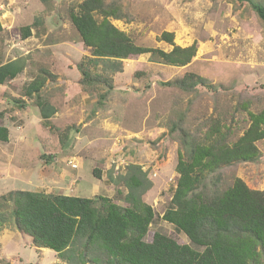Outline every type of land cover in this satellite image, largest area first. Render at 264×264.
<instances>
[{
    "label": "rangeland",
    "instance_id": "obj_1",
    "mask_svg": "<svg viewBox=\"0 0 264 264\" xmlns=\"http://www.w3.org/2000/svg\"><path fill=\"white\" fill-rule=\"evenodd\" d=\"M81 1L0 0V62L18 58L25 65L16 78L0 85L1 123L9 127V140L0 142V223L12 220L13 206L4 197L25 189L18 181L26 179L39 193L102 196L127 206L123 178L134 165L152 183L142 196L154 213L144 241L160 232L201 250L163 220L179 176L178 152L218 136L231 145L247 129L248 112L264 109V21L251 7L264 6V0H104L119 7L121 17L110 22L137 46L171 51L173 45L159 40L163 32L173 35L175 46L195 44V55L184 66L150 54L96 59L69 17ZM25 27L30 28L27 38L22 37ZM78 66L107 78L111 88L81 86ZM190 74L203 83L190 91L169 85ZM41 76L46 82L40 97L59 111L47 121L31 114L37 98L23 96L25 87ZM25 104L31 107L27 113ZM216 130L223 137L212 136ZM256 145L257 161L219 167L204 176L197 192L209 199L235 178L264 190V139ZM69 160L78 167L71 168ZM54 168L76 174L53 181L48 173ZM25 237L17 252L22 260L36 262L38 252ZM73 246L70 258H62L65 264H81L80 239ZM95 257L100 250L93 246L85 259ZM45 261L55 264L50 254ZM91 261L86 264H98Z\"/></svg>",
    "mask_w": 264,
    "mask_h": 264
},
{
    "label": "trees",
    "instance_id": "obj_2",
    "mask_svg": "<svg viewBox=\"0 0 264 264\" xmlns=\"http://www.w3.org/2000/svg\"><path fill=\"white\" fill-rule=\"evenodd\" d=\"M39 1L47 4L50 0ZM251 7L264 21V6L251 3ZM69 14L82 43L96 59L122 60L150 54L162 63L184 66L196 52L195 44L185 48L175 46L173 35L167 32H163L159 40L173 45L171 51L135 45L110 22V18L121 17L119 7L104 0H82ZM23 30V38L30 36L29 27ZM24 66L23 60L18 58L0 62V85L16 78ZM78 68L81 86L106 84L111 88L107 78L85 70V66ZM203 81L190 74L169 85L190 91ZM45 82L43 76L33 79L23 95L27 99L37 98L35 106L42 121L49 120L55 113L39 95ZM1 118L2 114L0 142H7L9 129L1 123ZM248 119L247 129L231 145L218 136L208 144H194L178 152L176 172L179 176L173 184L171 206L163 220L173 224L201 250L180 245L160 232L154 233L151 242L144 241L154 213L142 196L152 183L141 168L134 165L123 178L128 191L127 206L121 207L102 196L85 198L16 190L4 197L13 206V224L31 237L33 246L50 249L65 260L70 258L74 242L80 239L81 264L91 261L85 257L93 246L99 248L100 257L91 262L98 264H264V190L251 189L242 179L235 178L231 186L209 199L197 192L204 176L219 167L259 159L256 143L264 139V109L259 113L248 112ZM215 134L222 136L219 130L212 136ZM93 175L99 178L100 173L94 171Z\"/></svg>",
    "mask_w": 264,
    "mask_h": 264
},
{
    "label": "crops",
    "instance_id": "obj_3",
    "mask_svg": "<svg viewBox=\"0 0 264 264\" xmlns=\"http://www.w3.org/2000/svg\"><path fill=\"white\" fill-rule=\"evenodd\" d=\"M26 103H28L26 101ZM56 106L52 103V107ZM25 113L27 108H31L29 106H27L25 104ZM23 111V112H24ZM59 111L55 110L54 114H57ZM31 114H36L37 117H40V113L37 107H34V110L32 111L31 109ZM7 127V126H6ZM9 128V127H8ZM66 174L68 176H66ZM76 173H70L68 171H63L62 174H60L59 172L54 170H50V172L48 173L49 178H51L53 181H57V180H68L70 177L69 176H75ZM78 175H80L79 173H77ZM81 177H80V181H81ZM30 179H26L25 181H18L19 185L24 186V188H21L20 190L22 191H31L33 192L34 190L32 188H30V186L32 184L29 183ZM47 191H51L53 192V189H48L45 188ZM34 192H41V191H34ZM45 193V192H44ZM49 195H55V194H49ZM59 195V194H56ZM64 196H74V197H83V196H77L76 195H69V194H65ZM88 198V197H85ZM25 236H27L28 238H30V243L32 245V239L31 237H29L28 235L18 231L15 227V225L13 224V221H5L0 223V264H46L45 261V257L47 254H50L51 257H54L55 259V264H65L64 260L58 256V254L54 251H50V249L47 248H37L35 246L34 249L38 252V257H37V261L36 262H31L28 260H22V258L19 256L18 252H17V247L21 245V242H25ZM23 240V241H22ZM63 260H61V259ZM53 262V263H54ZM52 264V263H50Z\"/></svg>",
    "mask_w": 264,
    "mask_h": 264
},
{
    "label": "built area",
    "instance_id": "obj_4",
    "mask_svg": "<svg viewBox=\"0 0 264 264\" xmlns=\"http://www.w3.org/2000/svg\"><path fill=\"white\" fill-rule=\"evenodd\" d=\"M68 164L71 168L76 169L78 167V164L74 160H69ZM155 175V174H154Z\"/></svg>",
    "mask_w": 264,
    "mask_h": 264
}]
</instances>
